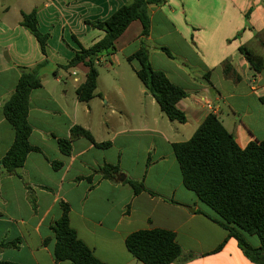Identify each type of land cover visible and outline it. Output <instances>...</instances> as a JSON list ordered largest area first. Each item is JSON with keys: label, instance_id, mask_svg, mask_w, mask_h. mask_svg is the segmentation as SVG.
I'll return each instance as SVG.
<instances>
[{"label": "crops", "instance_id": "1", "mask_svg": "<svg viewBox=\"0 0 264 264\" xmlns=\"http://www.w3.org/2000/svg\"><path fill=\"white\" fill-rule=\"evenodd\" d=\"M130 2L39 0L28 12L10 14L0 0V160L14 138L3 115L4 103L22 69L38 68L41 80V87L30 93L27 113L28 142L38 152L27 154L13 174L0 165V243L14 244L0 249V262L71 264L55 262L50 229L65 203L76 237L104 264H142L124 241L133 232L152 229L174 233L182 253L171 264H256L227 237L215 212L184 188L172 144L187 141L209 113L240 148L264 140V69L256 73L238 51L245 47L264 61V0H167L150 6L148 37H141V24L133 21L113 51L98 55L96 64L108 62L112 68L107 90L99 89L97 72L95 96L78 101L75 89L88 72L78 64L70 68L71 74H81L83 80L72 84L67 102L68 90L56 89L61 83L59 67L68 63L78 45L86 49L104 36L91 25ZM32 10L38 31L48 35L45 56L20 25L21 14ZM140 47L154 70L186 92L177 103L184 124L161 113L135 74L136 61L137 66L117 72ZM43 67L55 68L52 79L44 71L40 76ZM73 126L109 146L71 139ZM59 139L70 140L69 155L61 153ZM53 162L61 166L55 169ZM105 165H118L119 172L105 178ZM127 181L141 183L144 191L134 194ZM245 238L252 247L259 246L256 237Z\"/></svg>", "mask_w": 264, "mask_h": 264}, {"label": "trees", "instance_id": "2", "mask_svg": "<svg viewBox=\"0 0 264 264\" xmlns=\"http://www.w3.org/2000/svg\"><path fill=\"white\" fill-rule=\"evenodd\" d=\"M166 1L131 0L128 5L121 6L104 21L91 25L102 30L104 36L86 49L78 45V50L68 63L59 67L68 70L83 64L88 68L84 82L75 89L78 101L88 102L95 96L98 76L95 62L98 55L113 51L115 41L133 21L141 24V37H148L150 27L148 8L163 5ZM20 25L35 38L41 54L45 56L48 35L38 31L36 11L22 13ZM161 50L171 57L167 49ZM238 51L256 73L264 69L263 59L253 55L245 47H239ZM127 61L138 63L135 74L155 100L161 113L169 121L184 124L186 118L177 108V103L187 96L186 92L172 84L163 72L151 67L143 47L129 56ZM37 69L21 70L13 93L2 107L4 118L14 131L13 142L0 160V165L9 174L15 173L23 166L27 154L38 152V149L28 142L31 127L27 121L30 93L41 87ZM261 101H264V97ZM70 136L71 139L85 138L98 148L109 146L108 142L96 143L89 131L79 126L71 127ZM57 143L61 153L69 155L70 140L59 139ZM172 148L184 188L193 192L202 203L215 212L223 221L221 226L228 232L227 237L237 242L250 261L264 264V140L252 141L246 147L240 148L217 116L209 113L187 141L174 143ZM60 166V163L53 162L55 169ZM101 172L105 178H109L117 174L119 168L118 165H105ZM127 184L134 194L144 191L143 185L139 182L127 181ZM60 206L61 215L50 227L54 237L55 262L104 264L93 256L91 250L76 237L74 230L69 226L68 205L61 203ZM246 236L256 237L259 246L254 248L249 245ZM124 245L132 257L142 264H171L182 253L175 241L174 233L162 229L133 232L125 238ZM12 246L13 243H0V249ZM221 247L222 245L218 249Z\"/></svg>", "mask_w": 264, "mask_h": 264}, {"label": "rangeland", "instance_id": "3", "mask_svg": "<svg viewBox=\"0 0 264 264\" xmlns=\"http://www.w3.org/2000/svg\"><path fill=\"white\" fill-rule=\"evenodd\" d=\"M4 5L9 6V11L10 14L13 13L14 11H16L15 13H19V11H24V12H28L29 10H31L34 6H36L37 4H39V0H2ZM14 13V15H15ZM130 50V49H129ZM129 50L127 49L125 51L126 54L129 53ZM122 61V58H120ZM105 65H107L108 68H105ZM133 66H137V63L135 61L132 62H128L126 63L125 61H122V65L119 66L117 68V72L121 71L123 68L125 69H130L133 68ZM55 68H50V67H43L41 68V72L40 76L43 75V71L45 72V74L48 75L49 79H52V70H54ZM96 69L97 72L101 71V74L99 75L98 78V87L99 89H105L107 90L110 80H111V75H112V71H111V67L109 66V63H101V64H97L96 65ZM71 69L69 70H62L59 69V74H60V79H61V83L59 85H57V91L60 92L62 91V89L66 88L68 90V94L65 97V100L67 102L70 101L72 95H73V89H72V84H76L78 85L79 83L82 82L83 80V75L78 74L79 77L78 78H73L72 74H71ZM108 71V72H107ZM76 79V80H75ZM74 81H76L77 83H75ZM61 89V90H60ZM98 101V100H97Z\"/></svg>", "mask_w": 264, "mask_h": 264}]
</instances>
